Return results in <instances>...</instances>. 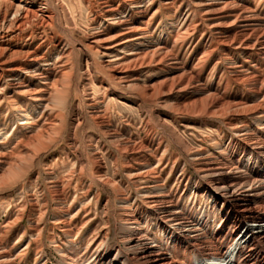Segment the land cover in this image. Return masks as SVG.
Instances as JSON below:
<instances>
[{
    "label": "bare ground",
    "instance_id": "obj_1",
    "mask_svg": "<svg viewBox=\"0 0 264 264\" xmlns=\"http://www.w3.org/2000/svg\"><path fill=\"white\" fill-rule=\"evenodd\" d=\"M68 1L79 14V0ZM91 1L100 4L105 12L99 22L116 27L110 36L92 32L87 45L88 51L96 56L100 70L109 77L108 85L100 84L107 87L102 88L105 94L110 92L112 83L115 87L137 91L143 98H148L145 101L160 100L162 108L179 116L202 120L205 124L221 121L231 130V139L225 147L207 154L190 148L175 130H170L169 137L184 153L196 176L191 178L185 172L186 164L180 163L176 153H169L168 146L148 152L153 157L158 155L154 164L146 159L139 163L138 157H143L147 151L145 147L131 145L117 135L103 131L101 134L109 138L125 159L139 165L136 168L125 162L121 167L136 196L132 198L130 190L123 188L119 181L112 182L102 174L94 173V180L86 192L98 183L112 188L110 202L116 209L113 222L119 241L117 246L107 247V233L99 240L88 242L87 234L79 241L91 220L74 228L72 225L78 216L87 215L90 200H80L78 208L70 214L62 196L69 180H58L46 167H41L44 177L39 170L40 173L30 177L32 169L40 165V156L65 139L67 130L63 112L71 91H75L79 66L73 61V47L62 37L73 32L78 21L68 14L63 5L67 2L60 0H0V109L5 113L14 112L21 126L36 128L26 142L16 144L18 153L1 152L0 191L12 189L18 183L28 185L24 189L27 193L32 188L37 189L35 196L28 195L23 199L24 204L31 207L26 214L28 224L17 231L11 243L6 239L25 218V208L13 222L0 229V264H25L31 248L34 251L32 264H264V93L260 92L264 87V76L257 79L243 75L239 79L257 94L252 105L223 101L194 84L193 77L186 73L140 87L138 77L144 69L175 64L174 58L163 48L144 45L149 40L146 32L142 28H133L125 19L129 11L133 16L142 15L143 0H113V3L87 0V7L91 6ZM159 1L166 11L175 5L183 9L186 34L200 30L201 37H205V32H209L212 49L205 56L214 52H219L222 57L229 52L245 56L254 52L264 59V23L254 11L238 5L236 0ZM61 13L64 23L59 17ZM85 55L88 74L94 61L90 54ZM187 89L196 92L197 101L182 107L169 103L170 94ZM22 104L40 109L39 115L45 116L41 118V126L36 127L29 110L26 111ZM88 106L94 108L91 103ZM90 115L98 129L107 128L100 112L92 111ZM237 119L247 121L240 126L235 123ZM73 120V130H76L82 121L77 115ZM250 125L252 130H249ZM84 144L92 150V145ZM164 161L172 163L166 179H162L159 172ZM74 172L79 175V181L87 172L80 156ZM172 173L176 174L177 187L169 192L166 183ZM39 178H43L42 185ZM192 194L209 201L213 213L208 215L199 207L197 199L190 209L183 206L191 202ZM98 200L97 196L95 205ZM47 222L51 225L48 228ZM157 234L161 235L160 241L155 240ZM49 247L58 257L55 263L46 253Z\"/></svg>",
    "mask_w": 264,
    "mask_h": 264
},
{
    "label": "rangeland",
    "instance_id": "obj_2",
    "mask_svg": "<svg viewBox=\"0 0 264 264\" xmlns=\"http://www.w3.org/2000/svg\"><path fill=\"white\" fill-rule=\"evenodd\" d=\"M60 1L67 2L63 3V5L65 8L67 7L68 14L78 21L75 30L73 32L69 31L66 36L62 37L64 40L69 41L73 47V61L79 66L74 85L77 89L73 87L75 91H71L63 112L65 115L64 126L67 130L63 136L65 139L56 148H50L47 152L41 153L42 155L38 161L40 165L37 164L39 166L37 167L36 165V168L32 169L30 177H34L35 173L39 171L41 172H39L41 177H44L41 167H46L49 173L57 176L58 180H65V182L69 180L70 184L62 191V196L68 204L69 213L72 214L75 212L80 204V200L88 199L91 203L88 206L87 215L84 217L81 214L73 222L72 226L74 228L75 225L79 226L81 222L84 223L91 220L89 226L83 231L78 240L81 241L83 237L85 239L87 234L86 240L88 242L94 239L99 240L107 233V238H105L106 246L115 247L119 241V235L115 231V222H113L116 209L114 208V204L110 202L113 199L112 188L104 187L98 183L93 184L88 192L86 190H88L91 181L94 180V173L96 174L98 172L107 180L112 182L119 181L123 188L130 190L129 193H131L132 198H135L136 192L131 185H128L121 168L122 164L129 162L130 159H125V155L111 143L109 138L101 134L103 131H107L109 134L111 133L112 136L117 135L119 139L127 141L130 144L132 143L131 145L145 147L147 151L144 152L143 157H138L139 163L143 159H146L150 164H154L158 155L157 157H153L148 152L156 148H160L161 150L165 146H168L169 153H176L180 163L186 164L185 172L191 178L196 177L192 167L188 163L189 161L184 153L181 152L179 147L169 137V131L172 129L175 130V134L184 140L186 145L193 149L208 152L207 154L213 153L216 148L225 147L231 139L232 132L221 121H217V123L209 121V124H205L202 120L179 116L169 109L162 108L160 106L161 104L159 105V103H162L160 100L145 101L148 98H143L137 91L122 89L118 86L115 87L112 83V87H109L110 92L105 94L102 88L107 87H102L100 84L106 83L108 85L109 77L100 70L96 56L88 51L87 45L92 32L98 31L110 36L114 33L116 27L111 24H101L99 22V17L105 16V12L98 3L91 1V6L87 7L85 3L87 0H79L78 14V11L72 9L68 0ZM107 2L113 3V0H108ZM236 3L254 11L255 15L264 23V0H236ZM160 4L161 1L159 0L154 2L143 0L140 7L143 11L142 15L133 16L130 11V13L127 12L125 14V19L129 21L133 28H142L146 32L149 40L144 45L148 44L154 48L155 46L163 48L164 51L169 52L175 62L172 67L167 66L165 63L157 68L144 69L138 77L139 86H149L162 81V79L165 80L171 76L174 77L181 73H186L193 77L194 84L203 88L207 93L211 92L221 97L223 101L232 103L244 102L247 105H252L257 94L250 87L247 88L248 86L241 84L239 79L243 75H250L257 79H262L264 76V59L260 56L258 57L254 52H250L245 56L235 52H229L227 56H224L227 57L225 59L222 57L223 55L220 56L219 52L205 56L212 49V44L209 41V32H205V37H201L200 30L186 34L187 23L183 22V9L175 5L170 11H166ZM59 17L64 23L62 13ZM85 53L90 54L94 61V66L90 68L88 74L86 73ZM260 92L261 94L264 93V87ZM197 98L198 96L193 89H187L182 93L174 94L173 92L169 95L168 101L171 104L182 107L194 103L198 100ZM90 103L94 105V108L88 106ZM22 106L26 108V111L29 110V116L37 124L36 127L41 126L42 119L45 116L39 115L41 112L39 111L40 109L36 106L30 108L29 104H22ZM2 110L0 109V139L2 138L0 140V154L1 152L3 154H13V152L16 154L19 152V147L16 144L26 142L36 128L32 129L21 126V122L17 120L14 112L8 111V113H5ZM92 111L100 112L107 125L106 129H98L97 124L90 119V112ZM75 115L81 119L82 124L76 130H73L75 126V120H73L75 119ZM245 121L247 119H237L235 123L241 126L245 124ZM70 123L74 125H70ZM251 125L248 126L250 127L249 130L253 128ZM72 142L74 143L73 145H71ZM85 142L92 145V150L86 147ZM6 145L7 148L5 147ZM79 156L86 166L87 171L81 177V181H79V175L76 172H74L75 174L72 173V170L76 169L79 163ZM171 161L169 163L164 161L161 167H159V170H162L159 171L162 179H166L168 176L172 166ZM115 162L117 163V167H115ZM131 165L136 168L139 166L136 163H132ZM175 175V173H172L169 176L168 183H166L169 192L176 190ZM42 179L39 178L40 185L43 184ZM26 185V183L25 185L18 183L12 189L0 191V229L3 228L2 226L4 224L13 222L20 211L25 208V218L15 226V229L6 239L7 243H11L15 239L17 231L28 224L26 214L31 210V207L24 204L23 199L28 195L35 196L37 189L32 188L28 193L24 192V189L28 187ZM97 196L99 200L95 205ZM73 197L75 198L74 201ZM196 197L192 194L191 202L189 204L184 203L183 206L190 209L194 206V199H197L199 207L203 208L210 215L212 211L209 201H206L201 195ZM72 201L73 203L71 204ZM106 201H108V204L105 205ZM211 215L214 216V214ZM50 217L52 218L53 216L51 215ZM49 226L51 225L47 222L46 228ZM61 237L64 239L62 235ZM160 239L161 235L157 234L155 240L160 241ZM44 240L46 241V239ZM45 244L48 243L45 242ZM46 253L48 257L52 258L53 263L57 261L58 257L55 256L50 247L46 249ZM33 260L34 251L31 248L29 255L25 259V264H32Z\"/></svg>",
    "mask_w": 264,
    "mask_h": 264
}]
</instances>
